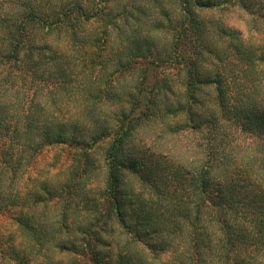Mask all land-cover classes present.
Segmentation results:
<instances>
[{
	"label": "trees",
	"instance_id": "1",
	"mask_svg": "<svg viewBox=\"0 0 264 264\" xmlns=\"http://www.w3.org/2000/svg\"><path fill=\"white\" fill-rule=\"evenodd\" d=\"M238 1L0 0V264H264V36L226 24ZM167 119L177 166L133 137Z\"/></svg>",
	"mask_w": 264,
	"mask_h": 264
},
{
	"label": "rangeland",
	"instance_id": "2",
	"mask_svg": "<svg viewBox=\"0 0 264 264\" xmlns=\"http://www.w3.org/2000/svg\"><path fill=\"white\" fill-rule=\"evenodd\" d=\"M231 5L229 8H226L222 11L223 18L226 22V24L232 25L239 30H241L244 34H247L249 30L251 29V26L255 28V24H257V30L260 32L261 36H264V0H243L238 1L236 5L230 3ZM256 30V31H257ZM163 39V38H162ZM164 42H159L157 40V45L155 48L161 49L163 46L166 45V41L163 39ZM52 86L49 88V91H51ZM174 90L177 91V82L173 84ZM47 90V89H45ZM74 115V112H71ZM85 111L84 113L79 116L76 115L74 117L79 118V121H81V130L83 133L85 132L87 136L91 133V130L89 129L86 120L83 118L85 117ZM169 120H164L163 123L160 121L159 123L156 121L153 123V125L149 127H145L142 131H139L137 134H135L133 137L135 138V142H140V145H145L146 147H151L152 150L162 151L165 154V157L170 162L172 166H177V128L171 129L167 126V122ZM168 127V128H167ZM159 137V138H158ZM137 138H141V141H137ZM157 138V139H156ZM193 136H191V139ZM156 139V140H155ZM57 147V146H56ZM60 149V147H57ZM67 152V151H66ZM66 152L62 151V154L64 155L60 156V159L56 162L55 168H60L62 166V163L65 160V154ZM56 149H50L49 151H45L41 156H39L37 162H39V166H43L46 160L51 159L53 156H55ZM66 166L63 165V168ZM56 168V169H57ZM59 171V170H58ZM25 173V171H24ZM23 174V172H21ZM53 175L52 179H54V182L62 183L60 181L62 180L63 174ZM62 176V177H61ZM59 180V181H58ZM97 186L96 192L102 190L104 188V181H105V173L102 171L98 177L95 178ZM85 189H83V192L88 194L90 186L88 187V184L86 185ZM91 197H93V194H89ZM65 259L67 257H64ZM63 258V259H64ZM68 262L66 259L65 262Z\"/></svg>",
	"mask_w": 264,
	"mask_h": 264
}]
</instances>
